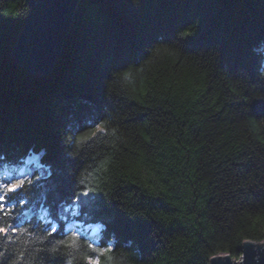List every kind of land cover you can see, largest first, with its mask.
<instances>
[{
    "label": "trees",
    "instance_id": "trees-1",
    "mask_svg": "<svg viewBox=\"0 0 264 264\" xmlns=\"http://www.w3.org/2000/svg\"><path fill=\"white\" fill-rule=\"evenodd\" d=\"M124 2L79 0L55 63L37 74L12 55L30 2L0 0V174L7 166L27 169L26 156L40 152L47 174L18 211L42 228L46 220L33 207L58 223L77 207L84 232L98 226L96 239L86 232L88 241L112 245L111 260L98 264H209L218 252L239 258L244 239L264 240V105L255 99L264 95L257 72L264 0H149L173 6L140 11L118 6ZM193 15L204 31L198 45L156 44L160 54L135 68L119 95L91 87L125 62L129 46L144 43V25L166 33L170 21ZM101 115L106 130L69 157L64 128ZM84 169L112 208L71 202ZM115 212L134 217L138 228L122 227ZM31 230L0 241V251L21 264H91L87 257L97 255L83 240L56 243L74 229L47 240Z\"/></svg>",
    "mask_w": 264,
    "mask_h": 264
},
{
    "label": "snow or ice",
    "instance_id": "snow-or-ice-1",
    "mask_svg": "<svg viewBox=\"0 0 264 264\" xmlns=\"http://www.w3.org/2000/svg\"><path fill=\"white\" fill-rule=\"evenodd\" d=\"M118 6L128 9L129 11H140L144 8L151 6H173V5H161L149 3V0H125L123 4ZM170 28L166 33H156L153 31L151 24H146L142 28V37L144 43L138 45L129 46L124 56L126 60L124 63H118L111 69V74L107 78H97L91 84V87L101 96L119 95V85L122 82H126L130 77L135 68L140 67L144 62L154 58L160 54V49L155 45L160 44L161 46L166 45L169 49H176L178 46H196L198 45L203 37L204 31L200 27L202 21L199 16H191L186 18H180L169 22ZM184 29H188L185 31ZM261 43H264V23L260 26V37ZM259 79L264 82V65H261L257 69ZM264 92V84L260 89ZM261 105H264V95L256 97ZM99 126V132L93 131V129ZM107 121L104 117L97 116L91 119V122H85L81 127H77L73 124L70 127L64 128L63 140L65 144L71 145L72 150L65 149L66 154L69 157L79 156L80 153L76 151L82 145L91 142L99 133H102L107 128ZM6 163L3 156H0V165ZM103 168L100 165L99 171ZM18 175L5 174L0 176V241H6L13 243L16 238L23 234L33 235L32 228L38 229L42 232L43 239L47 240L49 237L53 239L56 235L63 232L64 225L61 222H54L52 218L46 219L45 226L31 225L22 211L26 203L30 202L28 193L33 192L38 187V182L42 179L41 172L43 168L35 170L29 167L27 171H21L18 167L16 170ZM91 172L88 169H84L83 172L75 178L74 186L71 188V202L78 203L82 210L86 209L87 206L93 205L97 207L112 208L111 200L108 199L109 193L105 192L104 189L100 188L99 182L95 185H91L89 177ZM119 207V205L117 206ZM114 215L118 219L119 223L124 228H138L137 222L134 217L128 215H121L119 212H115ZM143 215V213H138ZM147 219V217H144ZM65 238L56 240L58 245L65 247H76L78 241L83 240L87 248L92 253L97 254L95 256H89L87 259L90 260L91 264H98L101 257L107 256L111 260L110 253L113 248L112 245L107 247H99L95 241L89 242L87 233L76 226L75 230L69 233H65ZM46 248H41L39 251H46ZM53 252L57 251L54 247ZM23 256V253L19 254ZM0 264H21L19 259H13L5 255L4 251H0Z\"/></svg>",
    "mask_w": 264,
    "mask_h": 264
},
{
    "label": "water",
    "instance_id": "water-1",
    "mask_svg": "<svg viewBox=\"0 0 264 264\" xmlns=\"http://www.w3.org/2000/svg\"><path fill=\"white\" fill-rule=\"evenodd\" d=\"M30 11L16 36L12 55L28 71L47 74L55 63L65 40L79 0H28ZM240 258L228 252L209 257V264H264V240L244 239Z\"/></svg>",
    "mask_w": 264,
    "mask_h": 264
},
{
    "label": "rangeland",
    "instance_id": "rangeland-1",
    "mask_svg": "<svg viewBox=\"0 0 264 264\" xmlns=\"http://www.w3.org/2000/svg\"><path fill=\"white\" fill-rule=\"evenodd\" d=\"M24 161H25L26 164H27V169H25V168H24V169H23V168H20L21 171H27V170L29 169V168H28V165H29L28 162H32L33 164L36 165L35 170H39V169L43 168V171L40 173L41 176H45V175L47 174L46 167L44 168V167H42L39 163H37L36 159H35L33 156H26V158L24 159ZM33 161H34V162H33ZM35 162H36V163H35ZM30 167L34 168V166H32V165H30ZM16 169H17V168H14V167H12V166H9V167L7 166L5 169H3V170L1 171L0 176H4L5 174H9V175H18L19 173L15 171ZM22 169H23V170H22ZM35 211L38 213V216H39L40 218H42V220H46V219H48V216L46 215V211H45V210H43V209H38V208L33 207V212H35ZM25 212H28V210H25ZM76 214H77V207L74 206L72 209H70V212H69V216H70V217H67L66 219L62 217L63 222H64L65 220H67V222H68V221H77V220L75 219ZM66 225H67V223L64 224V227H65V228L67 227V229H70V230H73V228L75 229V227H73L72 225H70V226H66ZM94 233H95V232H93V233H89V234H90V237H91L92 240H93V239H96V236L94 235ZM239 258H240V257H239ZM239 258H233V259H234V261H238Z\"/></svg>",
    "mask_w": 264,
    "mask_h": 264
},
{
    "label": "bare ground",
    "instance_id": "bare-ground-1",
    "mask_svg": "<svg viewBox=\"0 0 264 264\" xmlns=\"http://www.w3.org/2000/svg\"><path fill=\"white\" fill-rule=\"evenodd\" d=\"M28 156H32V154H30V155H28ZM29 164H31V165H33V163L32 162H28Z\"/></svg>",
    "mask_w": 264,
    "mask_h": 264
}]
</instances>
